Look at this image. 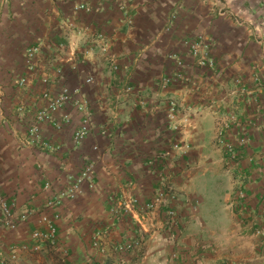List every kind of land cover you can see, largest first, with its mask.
Returning a JSON list of instances; mask_svg holds the SVG:
<instances>
[{
  "label": "crops",
  "instance_id": "1",
  "mask_svg": "<svg viewBox=\"0 0 264 264\" xmlns=\"http://www.w3.org/2000/svg\"><path fill=\"white\" fill-rule=\"evenodd\" d=\"M80 1L0 0L4 194L15 196L20 208H40L64 187L67 174L79 171L83 156L94 158L93 187L83 183L76 198L59 207L61 242L71 262L80 263L99 257L90 235L108 223L109 195L123 194L125 182L133 180L138 186L132 192L147 200L158 181L149 162L173 142H186L187 151L166 167L178 192L186 263L264 264L249 224L264 216V178L252 173L258 162L264 165V0H127L124 9L115 7L116 0H83L85 7L76 9ZM64 84L81 87L86 96L90 133L73 146L79 115L66 104L58 113H68L69 123L39 125L51 148L23 140L35 110L46 102L42 93ZM231 110L251 126L250 143L232 166L215 138L217 114ZM239 167L253 180L244 188L248 209L238 214L229 202ZM30 227L0 233L2 253L26 239ZM109 230L101 264H167L173 247L166 233L151 235L143 253H116L110 245L130 231L120 224ZM15 264L60 263L43 249L19 250Z\"/></svg>",
  "mask_w": 264,
  "mask_h": 264
},
{
  "label": "built area",
  "instance_id": "2",
  "mask_svg": "<svg viewBox=\"0 0 264 264\" xmlns=\"http://www.w3.org/2000/svg\"><path fill=\"white\" fill-rule=\"evenodd\" d=\"M82 1L76 5V9L85 7ZM126 4L127 0H116L115 7L124 9ZM193 48L196 49L194 46ZM35 50L36 48H34ZM112 67L114 70L117 69L115 65ZM254 80L258 82L257 74L254 76ZM18 82L24 83L25 79L20 78ZM85 82H90V77L85 78ZM124 91L129 92L130 86L124 87ZM42 97L46 102L35 110L33 120L21 135L22 139L27 142H39L42 147L51 148L48 142L41 139L39 125L48 121L52 122L56 128H60L62 124L69 123L70 115L58 112L66 104H71L79 115L78 124L72 132V144L74 147L80 146L92 130L89 103L81 87L69 88L64 84L57 92L44 91ZM22 113L23 110L19 108V115H24ZM57 113L59 114L58 118L55 117ZM250 128L251 126L248 127L247 123L240 120L233 110L217 114L215 138L222 150V157L226 164L232 166L240 161L250 143ZM227 131L233 133L232 138L226 136ZM188 148L189 145L186 142H173L170 150L157 153L154 160L149 162L157 168L158 181L152 195L147 200H140L139 196L132 192L138 186L137 182L133 180L125 182L123 194L109 195L106 208L108 223L101 229H94L90 235L91 247L97 250L99 257L89 256L80 263L71 262L69 259L70 249L61 242L58 226L61 219L59 207L63 201L75 199L83 183L88 182L89 187H93L94 158L83 156L79 171L76 174H67L64 187L53 196L46 198L40 208L29 206L20 208L18 199L15 196L5 195L0 187V233L17 231L21 227L31 224L26 239L10 243L7 246L6 255L0 249V264H15L19 250L34 254L43 249L52 252L60 264H101L100 257L105 254L107 249L105 240L109 235V228L117 224L127 225L131 233L123 230L122 235L110 245V249L114 252L143 253L151 235L166 233L173 247L166 257L167 264H187L186 260L190 259L184 255L187 250L182 246L180 240L182 227L181 216L176 205L178 192L170 181L171 176L166 167L181 157ZM93 150H98L97 145L93 146ZM252 173L255 174V178H264V165L258 162V166ZM252 173L243 171L241 167L238 168L236 190L229 202L231 208L237 210L238 214L242 210L248 209L249 203L244 188L248 181L253 180ZM50 186V182H45V188ZM249 224L252 234L259 239L257 250L264 256V216H254ZM196 259L198 257L193 253L191 260L195 261Z\"/></svg>",
  "mask_w": 264,
  "mask_h": 264
},
{
  "label": "rangeland",
  "instance_id": "3",
  "mask_svg": "<svg viewBox=\"0 0 264 264\" xmlns=\"http://www.w3.org/2000/svg\"><path fill=\"white\" fill-rule=\"evenodd\" d=\"M263 20H264V19H263ZM255 75H256V73H255ZM255 75H254V76H255ZM253 80H254V79H253ZM237 81H238V80H237ZM241 81H242V80H241V79H239V85H241V84H242V83H241ZM254 82H256V81L254 80ZM235 83H236V82H235ZM241 86H242V85H241Z\"/></svg>",
  "mask_w": 264,
  "mask_h": 264
}]
</instances>
